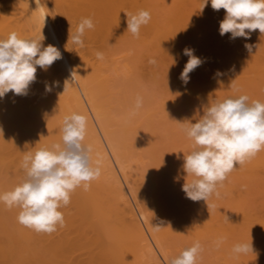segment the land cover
Here are the masks:
<instances>
[{"label": "bare ground", "instance_id": "bare-ground-1", "mask_svg": "<svg viewBox=\"0 0 264 264\" xmlns=\"http://www.w3.org/2000/svg\"><path fill=\"white\" fill-rule=\"evenodd\" d=\"M142 2V0H0V39L7 38L12 32L22 38L39 37L42 31L45 37L43 45H54L62 54V58L56 60L46 71L37 67L36 81L31 84L26 96H16L9 92L0 99V192L11 189L23 177L20 164L24 152L32 149L39 140L36 146L59 142L63 119L74 112L88 117L85 143L93 146V160L98 159L101 167L100 177L91 182L90 188L87 191L83 187L77 188L71 196L70 204L61 209L65 224L63 227H58L56 232H60L57 236L56 232L37 233L21 225L17 221L18 209L9 210L1 204L0 262L2 264H143L146 258L150 259L151 264L168 262L159 244L162 233L158 238L160 231L152 230V225H157L158 220L155 222L154 218L149 217L148 212L140 208L136 210L132 205L130 194H134L136 188L131 184L125 170L126 157L123 152L125 150L120 146V141L125 139L120 137L119 141L121 133L115 135L114 118L110 117L108 107L106 108V98V101L102 98L109 92L106 83H100L101 87L96 86L102 66L97 63L98 61L95 60L96 63L94 61L95 44L98 46L101 42L99 38L103 40L109 32L110 34L114 31L120 32V24L127 25V15L135 14L142 9L147 10L145 3ZM50 3H55L54 12L63 11L60 12L61 15L65 14L68 20L74 19V24L78 25L81 18H92L95 27L87 31L84 36L88 46L86 45L83 54L71 50V40L67 43L69 22L65 24L68 25L67 27L60 26L57 21L60 19V24L65 23H61L64 16H59L57 14L59 12L54 13L59 16L57 20ZM186 12L180 14L179 18L164 23L158 22L150 12L151 20L142 29L151 33L153 38L168 43L176 38L186 39L187 42L188 39L195 41L196 38L214 36L215 39V36H221L219 23L225 15L223 9L214 11L211 3H208L196 15L192 11H190L192 14ZM73 22H71L72 30H75ZM230 35L229 33L222 37L230 39ZM228 39L225 41L229 42ZM235 40L242 47V53L240 57L238 56L239 62H233L232 58L224 54L220 56L221 52L215 51L218 48L210 54V60L214 64L211 69L217 66L216 68L220 69L223 72L222 76L225 77L223 81L221 76L218 77L221 78V82L217 77H212L220 82L216 84L217 82L213 81L212 86L215 84L216 87L218 86L215 91L227 92L226 89L233 91L230 84L235 80L240 92L251 88L264 89V35L261 36L259 30H256L250 33L248 39L239 37ZM246 44L252 45L251 52L245 47ZM86 52H91L92 56L88 54L92 61L87 57L88 55L87 58L85 57ZM96 64L100 66L99 69ZM209 72L206 71L207 74ZM206 79L209 80L208 77ZM66 80L72 83L64 92ZM46 85L50 86L51 91H46ZM120 131L122 132V129ZM241 168L250 172L259 170L264 174V150L239 169ZM140 217L146 221L147 226L142 224ZM234 218L237 219V223L245 222L246 228L252 226L249 224L252 221L245 214ZM220 220L218 221L221 222ZM259 222L264 231V219H260ZM216 224L218 222H215ZM234 224L237 225L236 222ZM241 226V224L237 225V227ZM220 228L219 226L218 230H221ZM222 229L228 237L229 235L235 237L233 234H236V237L242 236L244 232L238 231L242 228L236 230L227 224L225 228L222 226ZM224 231L220 232L219 236L223 235ZM204 232L203 229L198 230V234ZM234 237L230 240H234L236 238ZM78 250L83 251L87 256H83V252L81 255L77 252L79 256L75 257Z\"/></svg>", "mask_w": 264, "mask_h": 264}, {"label": "rangeland", "instance_id": "rangeland-1", "mask_svg": "<svg viewBox=\"0 0 264 264\" xmlns=\"http://www.w3.org/2000/svg\"><path fill=\"white\" fill-rule=\"evenodd\" d=\"M142 1L146 4L142 2L147 7V11L154 14V18L160 23L175 20L180 17V14H185L186 11H189V14L194 12L196 15L204 3V0ZM53 4L50 3L52 10H56ZM55 10L52 11L53 14L59 12H54ZM60 12L63 13V11ZM59 13H57L59 16L65 15ZM57 14H54L56 19L59 17ZM62 19L61 23H65L60 24V19H57L60 26H65L68 21L69 26L66 25L65 27H70V32L75 31L72 30L71 23L74 19H69L71 20L69 21L66 16ZM73 26L77 27V23ZM126 29V24H120V32L114 31L112 34L109 32V35L102 36L103 40L99 38L101 42H97L99 43L98 46L95 44L98 49L95 46L96 51L94 53L102 52L104 59L98 60L96 56V59L93 58L102 66L101 71L99 70L100 79L97 78V84H94L101 87L102 83H106L109 92L102 98L103 100L106 98V108L108 107L110 117L114 118L115 125L114 123L112 125L116 126L113 129L115 135L118 136L121 133L119 141L123 137L125 139L120 141V146L126 151L121 149L126 157L124 158L125 170L131 184L136 188V194H130L132 205L136 210L140 208L148 212L149 217L154 218L155 222L158 220L157 226L162 227L158 235L160 238L162 233L159 244L167 260L178 255L194 242L199 241L203 251L197 264H264V231L259 222L260 219H264V174L262 172L260 173L259 170L250 172V170L237 167L228 175L223 186L219 188V198L215 196L210 198L208 201L209 208L205 201L194 202L186 198L182 191V185L185 182L184 176L186 175L182 171L183 153L187 154L192 150V141L186 138L177 122L188 119L195 123L196 117L203 114V106L208 103V99H218L234 94L229 89L225 90H228L227 92L215 91V88L218 87L216 84L223 81L225 77L222 76L223 72L216 68L217 66L215 69H211L214 64L210 60V54L214 52L215 48H218L215 51H220L222 53L220 56L224 54L226 57L232 58L233 62H237L242 53L240 43L222 36H215V39L214 36L203 37L206 43H204L203 38H196L195 41L188 39L187 42L186 39L176 38V40H172L173 42L168 43L153 38L151 33L142 28L138 37L133 36ZM227 39L229 42L225 41ZM85 41L82 49L71 42V50L76 51L77 54L80 52L83 54L86 51L84 49L88 46V42ZM233 41L236 43L234 44ZM197 42H199V47ZM185 48L193 49L194 55L203 61L189 74L190 80L186 85L179 78L188 61V56L183 54ZM86 53L85 57L88 55L87 57L90 59L91 52ZM151 60H154L155 63H150ZM100 66L97 65L98 69ZM206 71L210 72L207 74ZM217 72H220L221 75H216ZM220 76L222 80L218 78ZM212 77H217L221 81L219 82L218 79ZM213 81L217 83L212 86ZM248 91L240 93L247 94L252 100L261 99L264 101V95H261V93L264 94V89L251 88ZM138 95L143 97V107L135 115H130ZM96 125L99 128L97 122ZM178 176L180 178L177 180L176 177ZM187 179L190 180L191 178ZM242 210L245 212L243 213ZM240 213L250 218L252 222L249 221L250 223H248L252 226L248 225L251 227L246 228L245 222L242 223L243 221L237 223V219L235 220L234 217L237 218L241 215ZM226 216L230 221L225 220ZM140 219L142 224L147 226L146 221L141 217ZM233 219L237 225L241 224L242 226L237 227ZM215 222L218 224L215 225ZM222 222H226L227 226L234 227L236 230L242 228L238 231L240 233L244 231L243 235L237 236V238L236 234H233L236 238L233 236L235 239L230 240L233 237L229 235V238L225 234L222 226L225 228L226 224L224 223V225ZM219 226L224 231L221 236H219L221 232L218 230ZM202 229L205 230L204 234H198V230ZM208 230L210 232H206ZM218 231L219 234H217ZM59 232H56L55 235L57 236ZM218 237L221 239L226 237V239H222V242L217 246V241H220ZM1 238L2 235H0L2 241ZM240 240L242 242H238ZM237 242L252 243L253 251L250 250L247 254H235L232 249ZM80 251H76L74 256L77 257V252L81 255L83 251ZM82 255L87 256L85 253ZM149 260V258L144 259L143 264H148ZM146 261L148 262L146 263Z\"/></svg>", "mask_w": 264, "mask_h": 264}, {"label": "clouds", "instance_id": "clouds-1", "mask_svg": "<svg viewBox=\"0 0 264 264\" xmlns=\"http://www.w3.org/2000/svg\"><path fill=\"white\" fill-rule=\"evenodd\" d=\"M208 2L204 0L201 11ZM210 3L214 11H225L219 23L221 36L230 33V39H248L256 30L264 35V0H210ZM150 20L151 13L147 10L129 14L126 31L138 37L140 29ZM94 27L92 18H81L75 31H69L67 43L71 40L73 45L84 47V36ZM44 40L42 31L39 37L22 38L12 32L0 39V99L9 92L26 96L36 81L37 67L46 71L62 58L60 50L54 45L44 46ZM245 47L251 52L252 45ZM183 54L188 56V61L179 78L186 85L189 74L203 61L194 55L193 49L185 48ZM95 56L98 60L104 59L100 51ZM72 75L74 78V72ZM71 83L65 81L64 92ZM230 87L234 94L208 99L195 123L188 119L176 121L186 138L192 141V150L183 153L182 171L186 175L182 191L194 202L205 201L208 208V201L213 196L219 198V188L237 169L236 165L242 167L264 150V101L252 100L240 93L235 80ZM45 88L51 91L50 86ZM143 104V97L138 95L130 115H135ZM87 128V115L71 113L63 119L59 142L36 146L39 140L24 152L20 164L23 177L11 189L0 192V204L9 210L18 209V223L37 233L56 232L65 224L61 209L70 204L73 192L79 187L87 191L91 182L100 177V161L93 160V146L85 143ZM161 228L152 225L153 231ZM221 242L217 241V246ZM250 250L253 251L252 243H237L232 249L235 254H247ZM202 251L201 243L196 241L170 258L167 264H197Z\"/></svg>", "mask_w": 264, "mask_h": 264}]
</instances>
